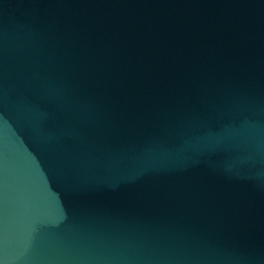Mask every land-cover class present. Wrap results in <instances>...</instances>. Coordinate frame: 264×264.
I'll return each instance as SVG.
<instances>
[{
  "label": "water",
  "instance_id": "95a60500",
  "mask_svg": "<svg viewBox=\"0 0 264 264\" xmlns=\"http://www.w3.org/2000/svg\"><path fill=\"white\" fill-rule=\"evenodd\" d=\"M0 264H264V0H0Z\"/></svg>",
  "mask_w": 264,
  "mask_h": 264
}]
</instances>
